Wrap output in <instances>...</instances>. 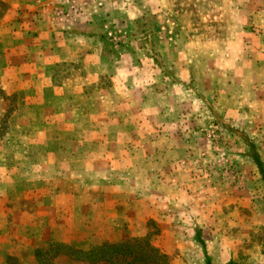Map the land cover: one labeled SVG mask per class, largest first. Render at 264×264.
<instances>
[{
    "label": "rangeland",
    "instance_id": "374dc122",
    "mask_svg": "<svg viewBox=\"0 0 264 264\" xmlns=\"http://www.w3.org/2000/svg\"><path fill=\"white\" fill-rule=\"evenodd\" d=\"M243 3L0 0V264H36L34 250L49 244L88 249L146 234L169 264H204L197 228L212 264H264V182L249 146L264 166V119L251 100L243 108L223 93L226 22L243 21ZM20 40L38 41L49 60L64 40L76 59L49 66L52 83L79 69L89 91L98 84L115 100L77 110L96 129L90 149L104 152L87 174L52 157L58 146L47 138L85 124L35 107L40 81L11 73ZM51 264L91 263L58 255Z\"/></svg>",
    "mask_w": 264,
    "mask_h": 264
},
{
    "label": "crops",
    "instance_id": "0c3cea01",
    "mask_svg": "<svg viewBox=\"0 0 264 264\" xmlns=\"http://www.w3.org/2000/svg\"><path fill=\"white\" fill-rule=\"evenodd\" d=\"M244 2L245 3H243L242 7L239 9L236 6V10L240 12V18L245 16L244 12L247 15L243 18V21L239 22L238 18L236 20L234 17V19L226 22V28L229 30V33L226 39V45L228 47L226 49L227 57L225 58H227V64L223 68V75L225 78L224 88L226 89L223 93L233 94L231 98L232 101L235 100V103L239 102L240 107L243 108H245V106L248 105V101L251 100L252 103L247 107H256L261 110L259 117L264 119V0H244ZM228 7V10L231 11V6ZM236 16H238V14H236ZM234 23L237 24L235 25ZM37 43L38 45L34 43L33 47L29 46L28 48L25 44V40H20L19 42L15 41L16 47L14 46V48H17L20 52L14 49L15 52L13 53L17 58L14 61L11 60L10 68L13 69L11 73L13 76L20 77L24 82L34 81V85L36 86L40 81L41 96L44 100H41L36 105L34 104L36 108L43 110L48 109V113L52 109H55L56 113H63L64 117L61 123L65 125L67 124L70 126L77 123L82 126L85 124L84 132L83 129L81 133L74 132L65 134V132H61L62 134H60L55 132L54 135L49 136L46 141L50 140L58 146V150L56 148L54 152L56 155L52 152L51 155L52 157L64 158L60 163H70L71 165L73 159V168L69 166V172L75 170L87 174L90 170V166L92 165L93 169L96 163L99 162L97 159L99 156L98 154L101 153L100 155L102 157L104 156V152L103 150L90 149V142H99L97 132L95 128H92L90 132L89 118L81 117L79 119L76 116L77 110L90 106L105 108L109 106L110 102L115 103V100L109 98L110 95L108 93L110 92L98 84H96V86L94 85V87L92 86V91H89V76L88 74L83 75L79 69H76V71L72 70V73H74H71L60 85H54L52 80L56 77V71L52 68L48 70V67L75 61L76 55L64 54L68 53L69 50L66 42L63 40L56 43L57 51L52 53L55 56H51L50 60L48 58L43 59L42 51L39 50V42L37 41ZM19 45L23 46L22 50L19 49ZM6 51L7 48L4 46V52ZM31 54L32 60L30 59ZM212 55L211 57H213ZM47 63H49L48 66ZM9 74L10 73L5 74L4 72V75H7L4 77L8 78ZM96 77L99 76L96 75ZM216 91L221 90L218 88ZM23 92L32 94L34 90H23ZM48 97L54 99V102H47ZM64 97H66L67 100H64ZM96 121L100 122V120L97 119ZM96 121L94 124H97ZM44 122L50 127L54 125L52 124L53 120L50 118L48 120L45 118ZM58 123L59 122H56L57 125L61 124ZM99 139H102V136H100ZM77 142L80 143L81 148L75 147L74 144ZM69 158H71V162H68ZM103 160L104 159L100 161L101 164ZM77 161H80V168H77L79 167L77 166ZM56 165L57 162H50L48 165H44V167L47 166L48 170L52 172L53 169L55 170L58 168L54 167ZM62 169L67 171L65 168ZM96 221L99 223V220ZM247 253H251V251L248 249ZM255 259L257 260V256L253 255L248 258V261L253 262Z\"/></svg>",
    "mask_w": 264,
    "mask_h": 264
},
{
    "label": "trees",
    "instance_id": "16d2710c",
    "mask_svg": "<svg viewBox=\"0 0 264 264\" xmlns=\"http://www.w3.org/2000/svg\"><path fill=\"white\" fill-rule=\"evenodd\" d=\"M250 157L257 166L261 179L264 182L263 162L256 152L253 144H250ZM195 240L200 244L203 253L204 264H212L211 258L207 253L204 240L200 230L195 231ZM264 256V245L261 250ZM58 255H66L72 259L85 261L87 263H97L99 261L110 262L112 264H169V257L159 248L154 246L150 234L138 237H126L124 240L113 243H101L82 249L73 245L58 243L49 244L44 248L34 250L36 264H51L52 258ZM118 261V262H117ZM224 264H251L239 263L229 260Z\"/></svg>",
    "mask_w": 264,
    "mask_h": 264
}]
</instances>
